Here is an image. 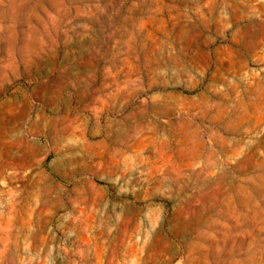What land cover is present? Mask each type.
<instances>
[{
  "label": "rangeland",
  "instance_id": "rangeland-1",
  "mask_svg": "<svg viewBox=\"0 0 264 264\" xmlns=\"http://www.w3.org/2000/svg\"><path fill=\"white\" fill-rule=\"evenodd\" d=\"M0 264H264V0H0Z\"/></svg>",
  "mask_w": 264,
  "mask_h": 264
}]
</instances>
